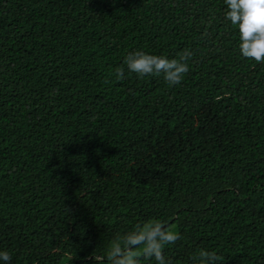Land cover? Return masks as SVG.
<instances>
[{
    "label": "trees",
    "instance_id": "16d2710c",
    "mask_svg": "<svg viewBox=\"0 0 264 264\" xmlns=\"http://www.w3.org/2000/svg\"><path fill=\"white\" fill-rule=\"evenodd\" d=\"M226 11L224 0H0L11 264H95L149 220L179 233L164 250L172 264H194L200 248L219 264H264V63L241 55ZM137 50H188L189 71L175 86L141 78L123 64Z\"/></svg>",
    "mask_w": 264,
    "mask_h": 264
},
{
    "label": "clouds",
    "instance_id": "9594fccd",
    "mask_svg": "<svg viewBox=\"0 0 264 264\" xmlns=\"http://www.w3.org/2000/svg\"><path fill=\"white\" fill-rule=\"evenodd\" d=\"M226 19L239 30V51L248 59L264 63V0H224ZM192 53L184 50L178 58L169 59L163 55L143 50L129 52L123 64L128 72L139 77L160 76L169 86L182 82L189 71L188 60ZM117 81L125 79V67L115 69ZM180 235L159 220H149L134 225L130 230L109 242L106 253L92 256L95 264H144L155 260L156 264H172L164 254L165 247L174 244ZM11 255L0 250V261L11 264ZM194 264H219L222 257L215 251L200 248L190 257Z\"/></svg>",
    "mask_w": 264,
    "mask_h": 264
},
{
    "label": "rangeland",
    "instance_id": "374dc122",
    "mask_svg": "<svg viewBox=\"0 0 264 264\" xmlns=\"http://www.w3.org/2000/svg\"><path fill=\"white\" fill-rule=\"evenodd\" d=\"M154 260V259H153ZM153 260H151V261H145L144 263L146 264V263H149V262H153Z\"/></svg>",
    "mask_w": 264,
    "mask_h": 264
}]
</instances>
